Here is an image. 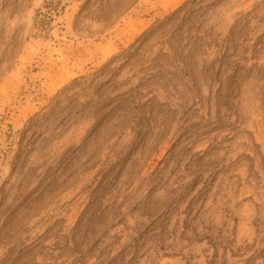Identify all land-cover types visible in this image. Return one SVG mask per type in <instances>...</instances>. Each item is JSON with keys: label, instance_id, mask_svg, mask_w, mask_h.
Instances as JSON below:
<instances>
[{"label": "rangeland", "instance_id": "obj_1", "mask_svg": "<svg viewBox=\"0 0 264 264\" xmlns=\"http://www.w3.org/2000/svg\"><path fill=\"white\" fill-rule=\"evenodd\" d=\"M0 264H264V0H0Z\"/></svg>", "mask_w": 264, "mask_h": 264}]
</instances>
